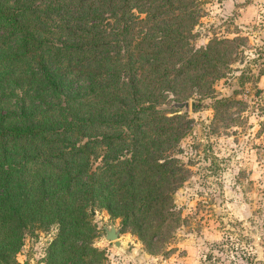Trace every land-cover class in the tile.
I'll use <instances>...</instances> for the list:
<instances>
[{
  "label": "trees",
  "instance_id": "1",
  "mask_svg": "<svg viewBox=\"0 0 264 264\" xmlns=\"http://www.w3.org/2000/svg\"><path fill=\"white\" fill-rule=\"evenodd\" d=\"M205 3L0 0V264H20L25 240L43 232L52 236L44 264H103L97 210L131 226L149 254L170 252L193 120L158 107L213 98L216 134L247 111L214 96L216 81L235 79V96L262 94L264 67L236 75L231 66L244 38L195 47Z\"/></svg>",
  "mask_w": 264,
  "mask_h": 264
},
{
  "label": "rangeland",
  "instance_id": "2",
  "mask_svg": "<svg viewBox=\"0 0 264 264\" xmlns=\"http://www.w3.org/2000/svg\"><path fill=\"white\" fill-rule=\"evenodd\" d=\"M204 1L195 47L206 46L214 37H242L245 41L238 49L244 50V61L231 66L236 75L247 67L257 73L264 67V0ZM71 81L74 86L85 85ZM258 85L262 94L256 97L249 88L235 96V79L214 83V96L235 97L245 102L247 110L241 126L226 131L220 126L216 134L213 98L192 97L188 112L172 109L173 103L158 107L193 120L180 144L191 176L175 195L184 221L168 245L170 252L151 255L131 233V226L124 227L120 218L97 210L93 242L106 255L103 264H264V135L257 134L264 121V75ZM111 225L120 231L119 247L105 240L104 227ZM51 238L43 232L26 239L18 262L44 264Z\"/></svg>",
  "mask_w": 264,
  "mask_h": 264
},
{
  "label": "water",
  "instance_id": "3",
  "mask_svg": "<svg viewBox=\"0 0 264 264\" xmlns=\"http://www.w3.org/2000/svg\"><path fill=\"white\" fill-rule=\"evenodd\" d=\"M170 107L172 109L183 110V112H188L189 102L188 101L183 102V103L175 102ZM104 231H105V240L113 242L115 246L119 247L120 242L118 241V235L120 231L117 230L114 225H111L110 227H104Z\"/></svg>",
  "mask_w": 264,
  "mask_h": 264
}]
</instances>
